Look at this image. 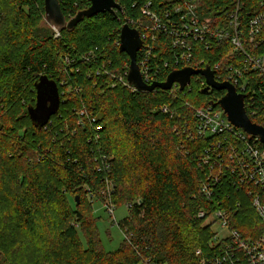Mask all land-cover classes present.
<instances>
[{"label":"trees","instance_id":"trees-1","mask_svg":"<svg viewBox=\"0 0 264 264\" xmlns=\"http://www.w3.org/2000/svg\"><path fill=\"white\" fill-rule=\"evenodd\" d=\"M147 1L158 11L166 6V0H117L122 7L117 15L86 17L55 37L45 21L44 0H9L15 14L0 52V226L16 234L9 239L19 247L35 246L33 264H198L196 239L208 248L210 228L196 214L202 207L212 208L201 192L209 142L196 133L194 108L208 106L225 90L204 91L201 74L193 76L191 89L175 92L111 85L109 73L120 74L130 64L118 44L121 27L136 26L138 18L148 22L141 15ZM89 5V0H61L67 18ZM236 7L234 0H199L201 15L217 24H226ZM261 11L264 0H242L245 29ZM170 44L169 36L157 32L159 61L170 56ZM194 47L199 61L228 64L236 59L229 56L227 39L210 48L202 42ZM246 48L264 53V37ZM234 53L240 59L242 52ZM103 64L105 73L97 74ZM165 69L159 81L165 80ZM43 74L58 84L67 79L70 90L61 96L52 122L39 127L28 107L36 102L35 83ZM251 81L255 100L248 106L264 111V77L252 73ZM248 106L251 120L264 126L262 115H251ZM81 109L97 118L103 126L99 132L88 121L86 127L78 125ZM107 178L115 184L114 203L130 204L119 223L130 237L115 250L105 249L89 198V191L97 192ZM220 189L230 202L242 199V192L228 182ZM240 215L237 227L246 233L256 214L244 202ZM16 257L10 254L7 260L24 264Z\"/></svg>","mask_w":264,"mask_h":264},{"label":"built area","instance_id":"built-area-1","mask_svg":"<svg viewBox=\"0 0 264 264\" xmlns=\"http://www.w3.org/2000/svg\"><path fill=\"white\" fill-rule=\"evenodd\" d=\"M234 1L237 7L230 14L226 24H217L212 18L203 17L199 11V0H166L165 8L159 11L153 8L151 1L142 5L141 15L146 17L148 22L138 18L136 26L130 24L137 29L142 40V46L137 52L142 79L151 84L159 81L158 76L165 68L169 74L172 70L186 66L194 68L209 66L217 81H229L238 93L244 94L247 110L248 104L255 100V91L250 89L251 74L264 77V53H253L246 45L255 44L258 36L264 37V11L253 15L245 29L242 15L239 13L242 2ZM54 30L55 37L60 36V31L56 28ZM157 32L169 36L171 42L170 56L163 58L162 61L158 60L157 47L154 45L157 42ZM226 39L232 46L229 56L236 58L235 61L225 64L220 61L210 63L204 58L197 60L195 42H202L206 48H210L215 42ZM120 42L119 40V46ZM234 51L242 52L240 59ZM104 67L105 64L97 74L103 72ZM128 73L129 65H126V69L120 74L109 73L113 79L112 87L122 85L138 91L139 89L129 82ZM198 75L200 74L193 76ZM191 82L183 90L191 89ZM203 84L206 86L205 77ZM176 88H180L178 82L168 90L175 92ZM210 90L213 91L214 88L211 87ZM218 100L215 98L208 106L194 108L197 119L196 133L209 142L202 160L209 166V170L201 184V192L205 201L212 203V208L202 207L196 214L211 231L208 248L205 250L199 248L196 257L198 264H264V143L259 136L232 123L227 113L217 104ZM166 109L164 106L163 110ZM249 109L251 115L257 116L260 113L264 119V111L259 106L250 105ZM87 121L96 132L103 128L102 125L96 124L95 116L87 113L86 109H81L77 123L80 127H86ZM51 122L50 118L48 123ZM103 157L105 159L104 155ZM105 167H110V162L106 159ZM105 182V188H102L98 195H104L107 209L111 213L116 207V204L111 202L115 184L108 179ZM225 182L242 192V199L230 202V197L221 193V185ZM105 189L108 194L105 193ZM92 196L93 193L89 191L90 199ZM244 202L250 205L257 219L248 223L246 233L237 227V222L244 217L240 215Z\"/></svg>","mask_w":264,"mask_h":264},{"label":"water","instance_id":"water-1","mask_svg":"<svg viewBox=\"0 0 264 264\" xmlns=\"http://www.w3.org/2000/svg\"><path fill=\"white\" fill-rule=\"evenodd\" d=\"M91 5L87 8L78 10L72 17L67 18L61 6V0H44L45 21L57 30H73L75 26L86 17H93L100 13L110 12L117 15L116 10L122 7L117 0H90ZM120 50L126 52L130 57V68L128 73L129 82L139 90L151 91L155 88L168 90L172 88L175 82H178L180 89L183 90L191 82L192 76L201 74L206 79L204 91H209L211 87L225 90V94L218 100L219 104L228 118L236 126L245 131L260 137L264 143V126L253 122L245 108L244 94L238 93L235 86L229 81H217L213 71L209 66L205 68H194L186 66L180 69L172 70L166 80L154 81L151 84L146 83L141 76L137 64V52L142 46V40L137 29L125 23L120 31ZM36 102L29 105L28 113L33 123L41 127L48 123L51 116L55 114L61 104V95L59 93L58 83L43 74L35 83ZM79 202V196H76Z\"/></svg>","mask_w":264,"mask_h":264},{"label":"rangeland","instance_id":"rangeland-1","mask_svg":"<svg viewBox=\"0 0 264 264\" xmlns=\"http://www.w3.org/2000/svg\"><path fill=\"white\" fill-rule=\"evenodd\" d=\"M12 2H13V0H12ZM241 2H242V0H241ZM0 5H2V12H3V17H4V20L2 22H0V52H1L2 50L5 49L6 44H7V42L4 43V38H6V35L4 33L6 32L8 26L10 25L11 16L13 17L15 12H14V6L9 3V0H0ZM51 28L54 29L55 27H51ZM54 32L56 33V31H54ZM246 40H247V37H246ZM243 45H244V40H243ZM212 62H214V61H210V63H212ZM137 64H138V62H137ZM129 68H130V64H129ZM115 73L119 74V72H115ZM63 79H65V78H63ZM67 82H69V81L66 79V80H63L62 82H60V84H58L60 95L65 94V92L67 95L68 90H70V87L69 88L67 87ZM60 88H61V90H60ZM155 89H157V88H155ZM55 114H53V115H55ZM107 179L110 180V178H107ZM105 184H106V182L103 184V186H101V188L97 192L93 193V196H92L93 198H91L92 199L91 201L93 203L94 214L96 217H98V227L100 230V237H101V240L103 242V245H104L105 249H107V250H115L121 245V243L123 242V240L125 238L130 237V233L123 231L122 228L119 226L120 221L128 216V214H129L128 205H130V204H128V205L121 204L118 206L116 205L115 210H113L110 213L107 209L108 208L107 204H106L107 201H104V198H103L104 195H101V196L98 195V192L102 188H105V186H106ZM104 191L106 194H108L107 189H105ZM70 200H71V202H73L72 196H70ZM112 201L113 200H111V202ZM212 229H215V228L212 227ZM28 234H30V233H28ZM9 238H16V234H13L10 229H4L3 226H0V264H16V263H14V261L12 263L11 260H9V259L7 260V258L9 257L10 254H13L14 256L16 255L17 256L16 258L22 260L21 262L24 264H26V261L29 262V264H33L35 259L37 258V257L33 256V253H34L33 247H35V246L33 244L28 245V243H27V248H26V246L25 247L24 246L19 247L18 243L15 242L14 239H9ZM196 240H197L196 241L197 243H195L194 250H193V252H194L193 255L195 256V258L197 256L196 251L199 248H202V246H200V244L198 243V239H196ZM17 253H21V254H17ZM37 254H39V251L37 252ZM36 256H38V255H36Z\"/></svg>","mask_w":264,"mask_h":264},{"label":"flooded vegetation","instance_id":"flooded-vegetation-1","mask_svg":"<svg viewBox=\"0 0 264 264\" xmlns=\"http://www.w3.org/2000/svg\"><path fill=\"white\" fill-rule=\"evenodd\" d=\"M89 2H90V0H89ZM90 5H91V2H90ZM90 5H89V6H90Z\"/></svg>","mask_w":264,"mask_h":264}]
</instances>
